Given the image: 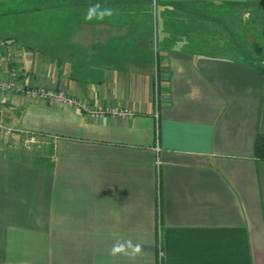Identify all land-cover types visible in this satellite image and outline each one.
Here are the masks:
<instances>
[{
	"label": "crops",
	"instance_id": "obj_1",
	"mask_svg": "<svg viewBox=\"0 0 264 264\" xmlns=\"http://www.w3.org/2000/svg\"><path fill=\"white\" fill-rule=\"evenodd\" d=\"M257 2L0 0V80L24 88L0 89V120L43 144L0 135V264H264V44L226 28ZM95 3L118 21L66 26L68 40L65 7ZM37 85L134 115L28 98ZM126 240L135 260L110 254Z\"/></svg>",
	"mask_w": 264,
	"mask_h": 264
},
{
	"label": "rangeland",
	"instance_id": "obj_2",
	"mask_svg": "<svg viewBox=\"0 0 264 264\" xmlns=\"http://www.w3.org/2000/svg\"><path fill=\"white\" fill-rule=\"evenodd\" d=\"M81 6H76L73 7L72 9H70L71 7H65L68 11H70V13L68 14H64L63 16H68L70 15L69 18L67 17H60L58 18V20L62 21L63 24L65 23L64 26V36L67 37V39L69 40L70 38V31L68 30L69 28H67L66 26H70L71 28H74V26L80 25V26H86L89 23H85L83 21V16L85 14V10L80 8ZM238 13L231 18H236V22L233 23V25H231L230 27H226L228 29V35H231V39L233 40H238L239 41V45L242 46V42H256L255 47H257L259 44V42L261 44H264V2H257V3H252V4H246V5H242L238 7ZM65 9V10H66ZM72 12V13H71ZM231 18H227V21H229V19ZM119 17L118 14H115L114 16L107 18L106 20L102 21V22H91V23H99V24H107V23H111V22H116L118 21ZM160 17L156 18L155 15V20L154 18H152L153 23L151 25V19H148V25L153 26V29L151 30L152 32V36L149 40V48H153L156 49L157 48V44L159 47V43L161 40V37L163 36V30L161 28L160 25ZM127 20L129 21V19L127 18ZM222 20H225V18L223 17ZM157 21V23H156ZM235 21V19H234ZM90 25V24H89ZM197 25H192V28H196ZM201 27V26H199ZM218 26H213L210 27L214 32H217V28ZM152 28V27H151ZM231 28V30H230ZM202 29V28H200ZM200 29H198L197 31H199ZM227 29H225L227 32ZM69 31V32H68ZM223 31V30H222ZM223 32V34H224ZM194 33L196 39H199L201 37V35H199V32L196 33V31H193L192 34ZM218 33V32H217ZM216 33V34H217ZM193 37V36H192ZM224 38H229L230 37H225ZM228 39V40H229ZM243 40V41H242ZM242 41V42H241ZM240 50H238V52H241L243 55L242 57H244L246 50L243 51V48H239ZM248 52H251V54L253 55H257V50L256 49H251V50H247ZM260 57H262L261 59H255V63L258 64V66L264 70V50H262L260 52ZM66 63L71 62V57L69 56L68 60L65 59ZM69 61V62H68ZM68 70L69 65L64 66L63 70L65 69ZM15 72H17V69H15ZM40 85H37V87H39ZM36 87V86H34ZM10 141L15 144L18 148H21L27 152L30 153H39L40 152V148L42 147L43 144L39 143L38 138L36 137H31L26 133H21V134H13L11 136H9Z\"/></svg>",
	"mask_w": 264,
	"mask_h": 264
},
{
	"label": "built area",
	"instance_id": "obj_3",
	"mask_svg": "<svg viewBox=\"0 0 264 264\" xmlns=\"http://www.w3.org/2000/svg\"><path fill=\"white\" fill-rule=\"evenodd\" d=\"M5 58L1 57L0 62H3ZM16 75L15 70H13L11 77H14ZM17 89L20 91H23L24 88L21 85L16 84L12 79L8 80H0V89L6 90V89ZM155 85V90L156 89ZM26 96L30 99H37L40 101L45 100H51L55 103H58L60 105H67L72 106L75 108L80 109L82 112L86 113L92 118H103L105 116H112V117H122V118H130L134 115V112L130 108L125 107H113V108H107L100 104H92L91 102L84 100L80 97L65 94L63 92H57L51 89H48L43 86L39 87H29L27 90H25ZM20 130H16L10 126L5 125L0 120V135L3 137H9L13 134H20ZM33 137V136H31ZM158 160H156V169L157 173H159L158 169Z\"/></svg>",
	"mask_w": 264,
	"mask_h": 264
},
{
	"label": "clouds",
	"instance_id": "obj_4",
	"mask_svg": "<svg viewBox=\"0 0 264 264\" xmlns=\"http://www.w3.org/2000/svg\"><path fill=\"white\" fill-rule=\"evenodd\" d=\"M116 9L114 6L106 4H89L87 6L86 12L83 16V21L85 23L102 22L107 18L114 16ZM159 163V161H157ZM142 253V245L140 243H133L131 240L117 241L113 244L110 254L113 256L124 255L130 260H135L138 255Z\"/></svg>",
	"mask_w": 264,
	"mask_h": 264
},
{
	"label": "trees",
	"instance_id": "obj_5",
	"mask_svg": "<svg viewBox=\"0 0 264 264\" xmlns=\"http://www.w3.org/2000/svg\"><path fill=\"white\" fill-rule=\"evenodd\" d=\"M262 50H264V47H262L258 51L257 57H260V55H261L260 52ZM260 58H262V57H260ZM251 61H254V60L251 59ZM30 136H34V134H30ZM253 157L256 160H264V134L258 133L255 137L254 148H253Z\"/></svg>",
	"mask_w": 264,
	"mask_h": 264
}]
</instances>
